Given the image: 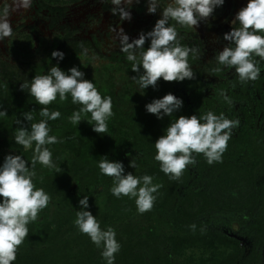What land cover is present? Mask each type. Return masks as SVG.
Here are the masks:
<instances>
[{
  "label": "clouds",
  "instance_id": "obj_1",
  "mask_svg": "<svg viewBox=\"0 0 264 264\" xmlns=\"http://www.w3.org/2000/svg\"><path fill=\"white\" fill-rule=\"evenodd\" d=\"M101 2L111 6L109 10L119 17L120 22L131 19L133 0ZM224 3L225 0H147L148 13L160 11V18L153 28L141 31L138 37L130 39L121 27L120 35V51L137 74L131 80L138 92L144 94L149 86L155 88L160 78L164 81H184L194 77L189 56L191 53L195 58L198 49L181 44L182 37H179L177 26L196 28ZM32 4L33 0H0V41L14 35L12 13L27 11ZM231 24V30L223 35L228 43L215 53L217 66L210 70V74L221 71L223 66L234 70L240 84H246L257 80L264 71V0H247L246 6L235 14ZM146 41L149 42L147 47ZM78 57L81 64L86 59L96 60L83 46ZM51 58L57 63L52 64L45 74H37L19 85L21 90L34 97L38 105L44 107L39 110V121H34L32 111L22 113L23 120H17L20 126L12 137L25 152L32 151L30 163L22 155L13 153L7 154L0 163V264H13L19 246L28 236V225L37 221L38 214L48 207L51 200L49 193L34 184L37 164L42 169H58L48 146L62 141L50 134L48 122L60 118L61 112L50 110L48 105L54 101L63 103L70 96L71 103L79 107L68 116L69 122L78 125L86 119L93 131L100 134L109 132L108 120L114 115L112 97L102 96L94 82L85 78V72L79 66L73 65L67 70L60 67L59 62L65 58L63 50L54 49ZM220 95L231 103L224 90ZM183 103L182 98L169 92L147 103L145 109L163 119L165 116L172 117ZM5 116L7 110L0 106V118ZM25 121L31 122L30 127L25 125ZM238 126V119H229L223 112L216 114L208 110L199 115H180L171 119L163 134L155 140L153 159L169 179H179L186 167L197 163L196 154H202L209 165L221 161L233 129ZM101 157L97 166L102 175L112 178L111 194L116 198L127 196L134 199L136 210L141 214L151 210L161 187L153 183V176H136L131 171L126 173L122 161L111 160L107 155ZM129 167H139L135 158L130 159ZM78 203L81 207L76 211L74 220L78 231L86 234L101 250L104 264H115V254L121 249L115 229L112 226L101 227L96 215L89 209V196L83 195ZM196 227L195 223L190 225L193 231Z\"/></svg>",
  "mask_w": 264,
  "mask_h": 264
},
{
  "label": "rangeland",
  "instance_id": "obj_2",
  "mask_svg": "<svg viewBox=\"0 0 264 264\" xmlns=\"http://www.w3.org/2000/svg\"><path fill=\"white\" fill-rule=\"evenodd\" d=\"M234 16V14L233 17L221 16L214 20L207 18L198 24L202 30L198 27L186 29L177 26L179 37H182L181 44L198 49L195 58L191 53L189 56V64L194 72V77L186 78L184 81L164 82L160 78L156 86L161 94L171 92L182 98L183 104L190 110L188 115H199L211 110L216 114L223 112L229 119L239 120V126L233 129L221 161L209 165L202 154H196L197 163L194 166L189 165L184 170V179L178 189L182 198L186 199L189 192L204 193L203 196L193 195L197 206L192 208V213L196 215L191 218L189 223L184 222L183 225L181 222L175 221L181 216L179 210L176 217L169 211V207H152L151 210L141 214L136 210L134 199H129L127 196L115 200L109 199L106 186L101 183L95 185L93 189L89 209L93 210V215H96L102 228L112 226L115 229L116 239L121 244L120 251L115 254V264H121L118 261V255L127 254V250L124 253L127 247H130L133 253L134 250L136 253L148 252L147 263L142 257L140 259L136 257V264H151L150 252L156 247V241L151 240L152 236L184 234V232L185 234L213 232L219 236L225 235L231 241L235 238L242 250L237 261L239 263L236 264H264V229L256 231L254 226L262 212L264 203V162L258 164V170L254 172L253 176H251L250 170H247L251 166L250 160L261 153L259 139L264 141V71L261 72L257 80L246 84H240L235 77L234 70L226 69L223 66H221V71L210 74V70L217 66L214 59L215 53L222 50L228 43L223 39V35L231 30L233 26L231 21ZM159 18L160 11L158 10ZM153 26L154 24H149L147 28L143 26L141 31L147 32ZM55 39L56 34L47 33L34 48L19 51L20 53L12 47L8 48V52L0 48V79L20 84L24 80H30L33 64L47 63L45 70L52 60L56 64V59L51 58V52L54 49H59V46L55 45ZM148 44L149 42L146 41L145 47ZM102 50L107 52L108 49L104 46ZM93 55L96 60L86 59L83 67L85 78L96 80L97 88L112 86L118 91L125 86L132 88L136 98V101H131L132 107L148 100L151 87L149 86L144 94L138 92L131 80V77L137 74L131 70L130 63L126 61L124 53L117 52L114 59L105 56L104 53L101 55L93 53ZM78 61L81 63L80 59ZM59 65L61 67V61ZM221 90H224L229 97L230 104L220 95ZM244 125L248 132L244 142L249 149L239 148L238 145L242 141L238 139L233 142V138L237 137L241 126ZM157 128L161 129L160 125ZM9 153L18 154L9 147L0 149V154L3 156ZM139 154L142 156L140 152ZM154 155L155 153L147 156L149 159L146 166L159 164L153 159ZM127 158L135 157L128 153ZM242 161L244 167H234L233 162ZM111 186L112 184H110V188ZM243 195H245L244 198ZM250 197L248 205L238 208L239 201H247L246 199ZM77 201L72 200L70 205L67 204L68 209L75 212L72 221L68 215L63 217V221H60L62 213L59 212L65 205L57 207L55 205L58 202L56 198H52L49 206L41 211L43 215L41 212L38 214L37 220H46L45 225L39 226L40 229L45 226L47 234H60L52 244L40 249V253L42 256L45 254L57 255L60 257V263L65 261V264H104L100 256L101 250L91 242L86 234H83L85 239L79 246H77L76 239H70V236L82 234L74 224L76 211L81 207L80 205L74 206ZM203 203H207V208L203 207ZM235 218L238 219L235 220ZM65 220L71 221L72 226H64ZM193 223L197 226L195 231L190 228ZM31 228L33 227H29L28 234H30ZM129 240H134L135 244L127 245ZM167 243L170 242L167 241ZM230 244L232 247L225 246L223 243H219L218 239H212V244L206 243L205 245L203 242H194L179 252L171 253L170 263L223 264L224 260L228 261V254L233 251V243L230 242ZM31 247L34 249L33 246ZM31 247L27 241H24L19 246L17 254H24L23 252L30 251ZM162 248L168 250L165 245Z\"/></svg>",
  "mask_w": 264,
  "mask_h": 264
},
{
  "label": "trees",
  "instance_id": "obj_3",
  "mask_svg": "<svg viewBox=\"0 0 264 264\" xmlns=\"http://www.w3.org/2000/svg\"><path fill=\"white\" fill-rule=\"evenodd\" d=\"M61 49L65 52V58L61 61V68L67 70L71 66L76 65L84 71V64L78 61V55L81 52L80 44L74 41H68L67 45ZM46 64H33L30 80L37 74H45L48 68L55 63L52 60L49 67L45 70ZM93 82L97 87V81L95 80ZM19 85L18 83L16 84L11 81L5 82L0 79V106L7 110V116L0 118V149L7 147L14 149L30 163L32 151L29 150L25 152L21 146L15 144L12 137L20 126L17 124V120H23L22 113L32 111L34 121H39L41 119L39 110L44 106L38 105L34 97H31L26 91L21 90ZM150 87L151 92L149 93L148 100L133 107L131 101H136V98L135 94H133L134 91L131 90L132 88L125 86V88L119 91L112 88V86H102L98 88L102 96L107 95L112 97L114 115L108 120V133L100 134L93 131L91 124H89L86 119L81 120L78 125L71 124L68 120V116L71 115L74 110L78 109L79 105L72 104L70 96L68 100L63 103L54 101L48 105L50 110L58 109L61 112L60 118L48 122L51 128L50 134L56 135L62 141L61 143L48 146L52 151L53 160L58 165V169H42L41 166L37 164V176L34 177V184L36 187L43 188L49 193L51 199L56 198V201L60 203L59 205L58 202L55 204L57 207L62 206V204L65 205L63 210L59 212L62 213L60 221H63V217L65 218L66 215H68L69 219L72 221V216L75 212L74 210H69L67 207V204L70 205L72 200L79 201L83 195H87L89 196L90 205L93 189L97 184H105L109 199H116L110 192L112 178L102 175L97 166V162L102 158L101 156L104 155H107L111 160L122 161L125 165L126 173L131 171L136 176H141L143 174L153 176V182L161 185L156 194L153 208L169 207V211L174 217L178 216L177 211L179 210L181 216L175 221L181 222L183 225L184 222L189 223L191 218L196 215L192 213V208L195 205L197 206V202L194 201L195 196L193 197V195L198 196V194H200L203 196L204 193L189 192L186 199L182 198L178 189H180L182 185L184 172L179 179H169V177L160 170L159 164H149L146 166L148 163L147 160L149 159L147 156L153 155L156 151L155 140L163 134V130L171 122V119L190 113V110L187 109L184 104L172 117L165 116L163 119H158L155 114L148 113L145 109V105L153 99L161 98L165 95L161 94L158 88ZM24 123L26 126L30 127L31 122L25 121ZM158 125H160L161 129L157 128ZM246 129V125L241 126L237 137L233 138V142L237 141V139L242 141L238 145L239 148L244 147L249 149L246 142H244L248 135ZM261 140L260 138L259 149L261 153L250 160L251 166L247 168V170H250L251 176L258 170V164L264 162V141ZM128 153L135 157L139 165L137 168L138 170L129 167L130 158H127ZM4 157L5 156L0 154V163L3 162ZM233 165L234 167H244L243 161L233 162ZM244 196L245 195H243V198ZM250 199L251 197L247 198V201H239L240 204H238V208H244L248 205ZM78 201L74 206H79ZM207 206V203H203V207L207 208ZM92 213H94L93 210ZM41 215H43V212H41ZM236 219L238 218H235V220ZM45 221L46 220H37L28 225V228H33H31L30 234H28L24 241H27L28 245H30V247L33 246L34 249L31 247L30 251L23 252L24 254H17V258L13 264H65V261L60 263V257L57 255L45 254L42 256L40 253V249L44 248L46 245L52 244L56 237L60 235L47 234L45 226L40 229L39 226L41 224L45 225ZM71 221L65 220L64 226H72ZM254 226L256 231L264 229V203L262 212L254 223ZM70 239H76L78 241L77 246H79L84 242L83 239H85V236L83 234H78L77 236H70ZM212 239H218L219 243H223L225 246L229 247H232L230 242L233 243V251L228 254V261L224 260L223 264L239 263L237 261L242 254V250L239 248L237 240L233 238V241H231L227 236H219L213 232L208 234H185L184 232V234H157L152 236L151 240L154 242L156 241V247L151 249V252L149 250L151 254L150 263L171 264V253L179 252L183 248L191 246L194 242H203L204 245L206 243L212 244ZM166 240L170 243H167ZM129 243L131 246L135 244L134 240L127 241V245ZM163 245L168 247V250L162 248ZM126 250V256L122 254L118 255V261L121 264H136V257L139 259L142 257L144 262L147 263L148 252L136 253V250H134L133 253L131 252L132 249L130 250V247H127L124 253Z\"/></svg>",
  "mask_w": 264,
  "mask_h": 264
},
{
  "label": "flooded vegetation",
  "instance_id": "obj_4",
  "mask_svg": "<svg viewBox=\"0 0 264 264\" xmlns=\"http://www.w3.org/2000/svg\"><path fill=\"white\" fill-rule=\"evenodd\" d=\"M246 4L247 0H225L209 19L233 17ZM147 6V0H133L131 19L120 22L109 10L111 6L101 0H33L29 10L12 13L14 35L0 41V48L8 52L12 47L21 52L34 48L47 33H51L56 34L55 45L60 50L68 41H74L81 49L82 46L89 49V56L104 53L114 59L120 52L121 27L131 39L138 37L143 26L147 28L157 21L158 11L148 13ZM197 27L200 29L199 25ZM104 46L107 52H103Z\"/></svg>",
  "mask_w": 264,
  "mask_h": 264
}]
</instances>
